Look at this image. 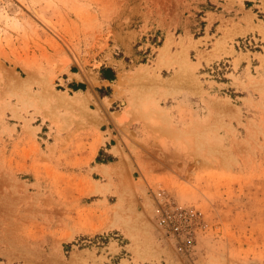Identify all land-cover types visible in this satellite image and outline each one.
Segmentation results:
<instances>
[{
    "label": "rangeland",
    "instance_id": "obj_1",
    "mask_svg": "<svg viewBox=\"0 0 264 264\" xmlns=\"http://www.w3.org/2000/svg\"><path fill=\"white\" fill-rule=\"evenodd\" d=\"M0 264H264V0H0Z\"/></svg>",
    "mask_w": 264,
    "mask_h": 264
},
{
    "label": "bare ground",
    "instance_id": "obj_2",
    "mask_svg": "<svg viewBox=\"0 0 264 264\" xmlns=\"http://www.w3.org/2000/svg\"><path fill=\"white\" fill-rule=\"evenodd\" d=\"M170 41L168 42H166L162 47H161V53H160V55H159V58H158V61H157V63H158V65H161L162 63H164L166 60H165V58H166V56L170 53ZM183 50H185V49H183ZM185 54V57H184V59L182 60V62L183 63H185L187 66H190V62H189V59H188V55L186 54V51H184V52H182V54ZM182 56V55H181ZM184 56V55H183ZM174 59V58H173ZM180 61V60H179ZM182 65V64H181ZM185 69V68H184ZM188 70H190V68L188 69ZM179 72H181V71H179ZM178 72V73H179ZM182 74H183V71L181 72ZM181 73H179L180 74V76H183ZM190 72H187L186 71V73H184V74H187V76H184V77H187V79H189L190 78V82L189 83H192V81H193V79H192V81H191V78L192 77H190L189 76V78H188V74H189ZM78 76H80L78 73H76ZM179 74H177L176 73V75L177 76H179ZM176 75H173L174 77H172V78H169L168 80L170 81V82H174V83H177V82H175L176 81V78H177V76ZM80 78V77H79ZM28 79H30V76H29V78ZM175 80V81H174ZM183 79L181 78V80H180V77H178V79H177V81H181V82H183V84L185 83V81H182ZM173 82L171 83V84H173ZM169 83V82H168ZM188 83V85H190ZM193 83H194V81H193ZM119 84V83H118ZM170 84V85H171ZM185 84H187V80H186V83ZM195 84V83H194ZM193 84V85H194ZM167 85H169V84H167ZM188 85H186V86H188ZM192 85V84H191ZM193 85H192V87H193ZM180 86V85H179ZM182 86H184V85H182ZM195 86V85H194ZM185 87V86H184ZM191 87V86H190ZM175 88V87H174ZM178 88H180V87H178ZM189 88V87H188ZM193 89V88H192ZM177 90V89H176ZM184 90V89H183ZM171 92V91H170ZM63 94H66L65 92H63ZM108 104H110L112 101L110 100V99H107V101H106ZM77 257H78V254L77 253H75L74 255H73V257H72V262H76V260H77Z\"/></svg>",
    "mask_w": 264,
    "mask_h": 264
},
{
    "label": "trees",
    "instance_id": "obj_3",
    "mask_svg": "<svg viewBox=\"0 0 264 264\" xmlns=\"http://www.w3.org/2000/svg\"><path fill=\"white\" fill-rule=\"evenodd\" d=\"M103 70H104V68H103ZM104 71H109V70L105 69ZM104 78H108V79L112 80V79H114V74H110L108 76H105ZM80 88H84V86L82 84H79L78 86H74L75 90H78Z\"/></svg>",
    "mask_w": 264,
    "mask_h": 264
},
{
    "label": "built area",
    "instance_id": "obj_4",
    "mask_svg": "<svg viewBox=\"0 0 264 264\" xmlns=\"http://www.w3.org/2000/svg\"><path fill=\"white\" fill-rule=\"evenodd\" d=\"M177 229H178V227H177Z\"/></svg>",
    "mask_w": 264,
    "mask_h": 264
}]
</instances>
